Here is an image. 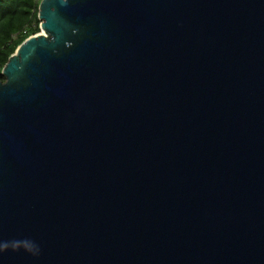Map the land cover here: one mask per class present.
Listing matches in <instances>:
<instances>
[{
	"label": "water",
	"instance_id": "water-1",
	"mask_svg": "<svg viewBox=\"0 0 264 264\" xmlns=\"http://www.w3.org/2000/svg\"><path fill=\"white\" fill-rule=\"evenodd\" d=\"M0 81V264H264V0H40Z\"/></svg>",
	"mask_w": 264,
	"mask_h": 264
},
{
	"label": "trees",
	"instance_id": "trees-1",
	"mask_svg": "<svg viewBox=\"0 0 264 264\" xmlns=\"http://www.w3.org/2000/svg\"><path fill=\"white\" fill-rule=\"evenodd\" d=\"M40 0H0V81L3 66L28 37L39 33Z\"/></svg>",
	"mask_w": 264,
	"mask_h": 264
},
{
	"label": "clouds",
	"instance_id": "clouds-1",
	"mask_svg": "<svg viewBox=\"0 0 264 264\" xmlns=\"http://www.w3.org/2000/svg\"><path fill=\"white\" fill-rule=\"evenodd\" d=\"M8 250L13 252L23 250L25 253L34 257L39 256L40 254L39 246L34 241L27 238L23 240L0 241V254H3Z\"/></svg>",
	"mask_w": 264,
	"mask_h": 264
},
{
	"label": "rangeland",
	"instance_id": "rangeland-1",
	"mask_svg": "<svg viewBox=\"0 0 264 264\" xmlns=\"http://www.w3.org/2000/svg\"><path fill=\"white\" fill-rule=\"evenodd\" d=\"M40 30V29H39ZM39 33H41V30L39 31Z\"/></svg>",
	"mask_w": 264,
	"mask_h": 264
}]
</instances>
